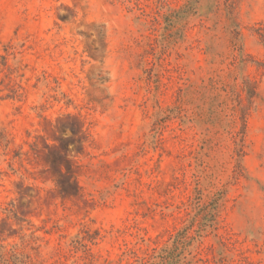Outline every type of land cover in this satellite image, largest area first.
<instances>
[{
    "label": "rangeland",
    "instance_id": "obj_1",
    "mask_svg": "<svg viewBox=\"0 0 264 264\" xmlns=\"http://www.w3.org/2000/svg\"><path fill=\"white\" fill-rule=\"evenodd\" d=\"M0 264H264V0H0Z\"/></svg>",
    "mask_w": 264,
    "mask_h": 264
}]
</instances>
